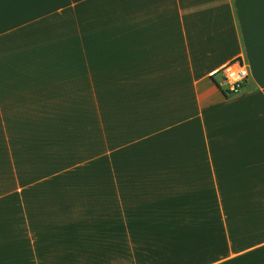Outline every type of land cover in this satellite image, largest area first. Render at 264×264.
I'll return each mask as SVG.
<instances>
[{
    "label": "crops",
    "instance_id": "1",
    "mask_svg": "<svg viewBox=\"0 0 264 264\" xmlns=\"http://www.w3.org/2000/svg\"><path fill=\"white\" fill-rule=\"evenodd\" d=\"M76 104L93 163L40 165ZM35 186L63 210L24 211ZM0 264H264V0H0Z\"/></svg>",
    "mask_w": 264,
    "mask_h": 264
},
{
    "label": "rangeland",
    "instance_id": "2",
    "mask_svg": "<svg viewBox=\"0 0 264 264\" xmlns=\"http://www.w3.org/2000/svg\"><path fill=\"white\" fill-rule=\"evenodd\" d=\"M90 87L91 86H81V88H84L82 89V91L85 90L87 91V93H92L93 89ZM78 88L79 86H71V92L73 93L75 91H78ZM57 92L59 91L56 90V93ZM68 109V107H61V105H56V120L61 119L62 115L64 114L66 116L70 115L71 118L68 122L56 121L54 124V134L48 138L44 137L39 139L40 165L52 158L59 157V149L70 146L74 147V145L77 146L80 140H83L81 145L85 146L87 150V155H84L83 158H85L87 162L93 163L94 157L90 152H93L94 149V105L91 106L90 104H76L74 106H70V111H68ZM67 136L72 139V142L63 141V138ZM57 139L62 141H57ZM73 166L74 165H72V169L70 171L66 172V177L68 178V180H70L71 187L74 183V179H77L79 177V173L81 174V178L83 179L91 180V178H94L95 172L94 170H92L93 165L88 167L85 171L73 170ZM64 172L62 171L61 175ZM58 173L60 172H57V174ZM38 184H40L41 187L42 182L37 183L36 185ZM37 189L38 187H36V190L34 192H31V190H29L28 192L24 191V211L32 210L35 212H40L49 210H63V204L59 203L60 200H56L57 197L63 193V188L60 187L57 189L54 186H50L49 190H47L45 187L39 189L38 191ZM70 193L71 195L78 194V188L72 187L70 189ZM29 197L31 198V200H29Z\"/></svg>",
    "mask_w": 264,
    "mask_h": 264
},
{
    "label": "built area",
    "instance_id": "3",
    "mask_svg": "<svg viewBox=\"0 0 264 264\" xmlns=\"http://www.w3.org/2000/svg\"><path fill=\"white\" fill-rule=\"evenodd\" d=\"M220 72L223 78L224 93L229 96L238 95L249 77L248 66L240 58L226 63Z\"/></svg>",
    "mask_w": 264,
    "mask_h": 264
}]
</instances>
